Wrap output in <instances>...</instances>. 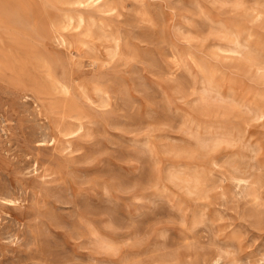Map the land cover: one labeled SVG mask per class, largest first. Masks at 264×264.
<instances>
[{
	"label": "rangeland",
	"instance_id": "1",
	"mask_svg": "<svg viewBox=\"0 0 264 264\" xmlns=\"http://www.w3.org/2000/svg\"><path fill=\"white\" fill-rule=\"evenodd\" d=\"M214 262L264 264V0H0V264Z\"/></svg>",
	"mask_w": 264,
	"mask_h": 264
},
{
	"label": "bare ground",
	"instance_id": "2",
	"mask_svg": "<svg viewBox=\"0 0 264 264\" xmlns=\"http://www.w3.org/2000/svg\"><path fill=\"white\" fill-rule=\"evenodd\" d=\"M91 1V3H95V4H97V5H99V3H102V2H104V0H90ZM116 8V7H115ZM83 10V9H82ZM79 21L80 22H82V21H84L83 20V18L82 17H79ZM62 37V36H61ZM61 39V38H60ZM62 40V39H61ZM63 42V41H62ZM59 83V82H58ZM67 86H64V85H60V88L63 90V92H65V93H67V88H66ZM58 88V87H57ZM69 91H70V89H69ZM65 116H66V114H64ZM68 116V115H67ZM71 117V116H70ZM75 117V116H74ZM69 119V118H68ZM67 120V119H66ZM63 121H65V118H64V120ZM65 122H68V121H65ZM81 127V126H80ZM79 128V127H78ZM77 128V129H78ZM72 130V129H71ZM53 141H54V139H53ZM5 199V198H4ZM8 200V199H7ZM219 260V259H218ZM217 262H214V264H216Z\"/></svg>",
	"mask_w": 264,
	"mask_h": 264
}]
</instances>
